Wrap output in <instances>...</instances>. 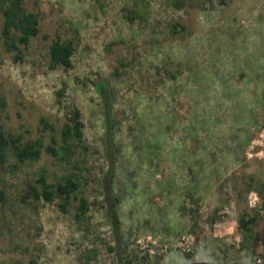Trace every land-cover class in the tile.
Here are the masks:
<instances>
[{"label":"rangeland","instance_id":"rangeland-1","mask_svg":"<svg viewBox=\"0 0 264 264\" xmlns=\"http://www.w3.org/2000/svg\"><path fill=\"white\" fill-rule=\"evenodd\" d=\"M24 8L39 15L40 32L14 52L0 13V127L52 145L79 109L89 151L73 169L46 153L20 163L7 148L0 264H264V0ZM58 38L75 42L71 70L50 68ZM43 168L50 182L72 169L81 176L88 227L75 209L28 196ZM246 213L258 216L253 242L215 238ZM189 234L188 253L180 241Z\"/></svg>","mask_w":264,"mask_h":264},{"label":"trees","instance_id":"trees-1","mask_svg":"<svg viewBox=\"0 0 264 264\" xmlns=\"http://www.w3.org/2000/svg\"><path fill=\"white\" fill-rule=\"evenodd\" d=\"M135 11H130V14ZM0 13L3 16L2 35L8 52L18 51V44L27 46L31 38L39 35V15L28 13L24 8V0H0ZM130 22L134 19L127 17ZM76 52L75 42L72 40L56 39L50 46V68L61 67L65 70L74 68L73 57ZM17 59H19L17 57ZM2 106L6 105L5 100L0 99ZM45 124V120L42 119ZM85 124L82 120V114L79 109L71 112L68 122L64 124L60 131V140H53L52 145H46L42 138L22 142L21 136H14L4 132L0 127V158L3 159L4 152L11 145L17 160L20 163L39 162L43 154L46 153L54 157L61 164L72 166L74 159L83 153L89 151V146L85 140ZM45 132L46 130H42ZM75 168L80 166L75 164ZM71 170L57 179L56 182H50L48 170L43 168L34 185H30L28 196L33 197L35 201H43L48 204H57L59 209L65 213H70L75 209V220L87 227L91 223L90 211L91 203L83 191V181L81 176ZM263 203H264V194ZM219 218L217 214L212 221L214 224ZM194 227L198 225L195 220ZM258 225V216L253 214H244L238 222L239 229L245 235V242L255 240V228ZM31 264H37L33 261ZM131 264V263H130Z\"/></svg>","mask_w":264,"mask_h":264},{"label":"crops","instance_id":"crops-1","mask_svg":"<svg viewBox=\"0 0 264 264\" xmlns=\"http://www.w3.org/2000/svg\"><path fill=\"white\" fill-rule=\"evenodd\" d=\"M223 230H218L219 234H214L215 238L217 235H221L219 236L221 237H226V242H237V247H241L244 246V244L242 242H245V235L243 233V231H241L239 229V226H233V227H229L228 222H223ZM223 239V238H222ZM251 242V241H249ZM228 245H230V243H228Z\"/></svg>","mask_w":264,"mask_h":264},{"label":"built area","instance_id":"built-area-1","mask_svg":"<svg viewBox=\"0 0 264 264\" xmlns=\"http://www.w3.org/2000/svg\"><path fill=\"white\" fill-rule=\"evenodd\" d=\"M180 242L188 253L192 251V242H194V238L192 237V235L189 234V235L183 236ZM228 243L232 244L233 242H228ZM257 263L262 264V260L258 259Z\"/></svg>","mask_w":264,"mask_h":264}]
</instances>
